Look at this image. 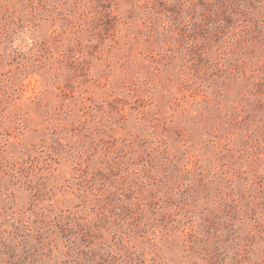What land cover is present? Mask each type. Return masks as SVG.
I'll list each match as a JSON object with an SVG mask.
<instances>
[{"label":"rangeland","instance_id":"1","mask_svg":"<svg viewBox=\"0 0 264 264\" xmlns=\"http://www.w3.org/2000/svg\"><path fill=\"white\" fill-rule=\"evenodd\" d=\"M0 264H264V0H0Z\"/></svg>","mask_w":264,"mask_h":264}]
</instances>
